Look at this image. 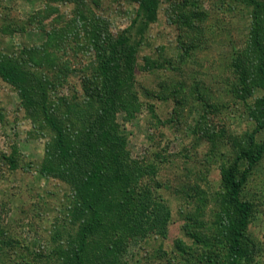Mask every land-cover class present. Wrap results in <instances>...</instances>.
I'll list each match as a JSON object with an SVG mask.
<instances>
[{
	"label": "trees",
	"instance_id": "obj_1",
	"mask_svg": "<svg viewBox=\"0 0 264 264\" xmlns=\"http://www.w3.org/2000/svg\"><path fill=\"white\" fill-rule=\"evenodd\" d=\"M124 1L134 7L132 17L124 29L113 31L95 11L102 0H40L21 21L2 14L7 7L0 0V37L29 30L42 34L38 45L0 48V81L16 93L17 114L31 123L28 137L44 140L35 163L10 143L0 151V174L32 171L67 189L47 248L25 246L0 227V264H125L121 254L134 237L166 239L171 210L159 193L166 188L181 201L175 211L190 241L173 239L179 263L255 264L260 252L255 253L249 230L257 211L244 189L264 157V0H221L225 11L245 13V39L226 67V92L248 123L241 132L210 126L216 111L209 90L202 83L188 87L180 77L191 51L205 47L207 14L198 0ZM165 1L164 17L179 37L175 56L167 57L162 45L139 56L145 32ZM140 72L170 77L149 90L138 82ZM152 101L172 104L171 122L183 109L195 113L192 135L209 142V156L221 159L210 195L186 175L171 186L160 180L162 152L153 153L157 161L130 159L123 125L145 111V123L159 129ZM158 246L160 258L166 251Z\"/></svg>",
	"mask_w": 264,
	"mask_h": 264
},
{
	"label": "rangeland",
	"instance_id": "obj_2",
	"mask_svg": "<svg viewBox=\"0 0 264 264\" xmlns=\"http://www.w3.org/2000/svg\"><path fill=\"white\" fill-rule=\"evenodd\" d=\"M4 4L7 8L2 10V14L5 12L8 19L21 21L40 7L41 2L4 0ZM197 5L207 14L204 23L205 47L196 45L191 51L190 62L183 64V74L180 77L184 78L182 82L184 81L188 87L202 83L209 90L210 101L216 111L209 116L210 126L214 125L217 128L223 126L229 132H241L247 129L248 123L240 116L242 110L240 105L226 92V84L230 81V73L226 67L232 51L240 47L245 39V13L225 11V7L221 6V0H198ZM167 7L166 1L161 4L157 20L145 32L139 56L152 55L159 45L163 46L167 57L175 56L179 37L173 26L166 22L164 14ZM59 9L61 12L67 11V8L62 6ZM133 10L134 7L124 0H102L101 6L95 11L107 20L111 30L121 31L129 24ZM41 41L42 34L29 30L23 34H14L11 38L0 37V48L11 45L20 49L23 45H38ZM139 75L138 82L149 90H157L158 83L170 77L162 72L149 74L140 72ZM65 92L67 93V89ZM17 102L16 93L0 81V151L6 152L10 143H16L24 160L35 163L42 158L44 140L28 137L31 123L20 113L17 114ZM152 103L155 104L157 116L161 121L159 129L149 128L147 122L145 123L148 118L145 111L138 114L131 123L123 125L130 159L138 162L155 159L153 153L162 152L164 155L160 156L164 160V166L160 169V180L168 182L171 186L170 183L174 184L184 179L186 175L190 183H197L210 195L219 179L217 166L221 159H218V155L209 156V142L192 135L191 127L196 119L195 113L183 109L171 122L172 104L157 101ZM262 136L264 137V133ZM226 140L224 139L223 143ZM159 193L171 210L166 239L160 241L146 238L148 240L143 241L139 237H134L121 254L120 260L125 264H167L168 261L170 264H181L177 258L178 252L172 245L176 237L190 244L189 239L183 237L180 229L182 221L175 211L181 201L172 193L171 188L160 189ZM66 194V185L47 179L39 173L17 170L7 173L6 176L0 174V227L6 235L19 239L25 246L33 245V249L47 248L52 226L62 215L60 213L66 202ZM244 195L254 203L257 211L249 230L250 239H255V253L260 252L258 262L255 264H264V157L252 171ZM212 205L209 200L205 208L206 220H210ZM66 230L68 233L71 231L68 227ZM66 235L67 233L63 236ZM158 244L166 251L164 254L161 253L160 258L158 254L156 255Z\"/></svg>",
	"mask_w": 264,
	"mask_h": 264
}]
</instances>
